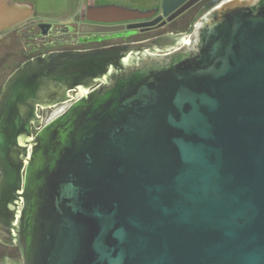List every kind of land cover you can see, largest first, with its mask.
<instances>
[{"label": "water", "instance_id": "95a60500", "mask_svg": "<svg viewBox=\"0 0 264 264\" xmlns=\"http://www.w3.org/2000/svg\"><path fill=\"white\" fill-rule=\"evenodd\" d=\"M196 1L163 0L151 24ZM173 38L48 53L7 79L0 239L23 264H264V0L214 3Z\"/></svg>", "mask_w": 264, "mask_h": 264}, {"label": "flooded vegetation", "instance_id": "af4514ba", "mask_svg": "<svg viewBox=\"0 0 264 264\" xmlns=\"http://www.w3.org/2000/svg\"><path fill=\"white\" fill-rule=\"evenodd\" d=\"M225 0H197L186 10L176 9L169 16L155 22L163 15V7L159 11L137 12L146 16L119 19V20H94L86 13L75 18L54 19L49 16H41L35 21L22 20L11 28L0 32V97L3 87L9 76L24 62L48 53L66 51H86L106 47L140 45L146 46L150 53H163V50H173L179 44V40L173 38L176 34L192 32L197 19L204 11L214 3ZM179 13V14H177ZM137 15V14H136ZM29 19V18H28ZM150 23L138 26L137 24ZM18 29H14V27ZM8 31V32H7ZM7 33L16 41L15 45L7 44L2 37ZM3 35V36H2ZM72 92H70L71 94ZM73 100L69 101L71 103ZM67 103V102H65ZM63 103L43 108L39 105L37 121L42 124L48 121V114ZM38 129L32 126L35 134ZM11 250L21 257L19 247L12 246Z\"/></svg>", "mask_w": 264, "mask_h": 264}, {"label": "crops", "instance_id": "0c3cea01", "mask_svg": "<svg viewBox=\"0 0 264 264\" xmlns=\"http://www.w3.org/2000/svg\"><path fill=\"white\" fill-rule=\"evenodd\" d=\"M44 1L45 0H6L11 9L3 7L0 4V28L6 26V22L14 18L15 15L19 14L21 16L26 14V8H30L32 14L25 19L31 18L34 15H44L45 13L50 15L57 13L60 14V18L62 19H70L83 13L89 15V12L92 10L108 8L146 12L163 3V0H54L53 6H55L56 9L52 10V12H47L43 9ZM13 25L3 30L9 29ZM11 260L19 262L20 257L16 255L14 250H11V245H7L0 239V264H10Z\"/></svg>", "mask_w": 264, "mask_h": 264}, {"label": "rangeland", "instance_id": "374dc122", "mask_svg": "<svg viewBox=\"0 0 264 264\" xmlns=\"http://www.w3.org/2000/svg\"><path fill=\"white\" fill-rule=\"evenodd\" d=\"M45 3L43 4V9H45L44 11H47V12H52V10H54V9H56L55 8V6H53V4H54V0H45L44 1ZM161 6V5H160ZM160 6H158V7H155V8H153V9H151V10H148V11H146V12H149V11H151V12H153V11H159V9L161 8ZM43 14H41V15H39V16H36V15H34L33 17H31V18H29V19H27L26 21H28V22H31V21H35V20H37L38 18H40V16H42ZM43 16H49V17H53L54 19H56V21H57V18L58 19H60L59 17H60V14H57V13H55V14H48V13H45ZM67 20H69V19H67ZM18 29L19 28V26L18 27H14V29ZM10 34L11 33H7V35H6V37H2V38H4V39H2L4 42H6L7 44H11L12 46H14L15 45V43H16V41H12V37L10 38ZM3 36V35H2ZM21 260V261H20ZM20 260H19V262L18 261H13V260H11L10 261V264H23V262H22V259H21V257H20Z\"/></svg>", "mask_w": 264, "mask_h": 264}]
</instances>
